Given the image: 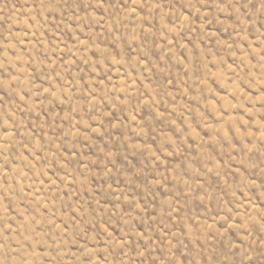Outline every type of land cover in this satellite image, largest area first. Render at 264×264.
Returning <instances> with one entry per match:
<instances>
[{
  "label": "rangeland",
  "instance_id": "1",
  "mask_svg": "<svg viewBox=\"0 0 264 264\" xmlns=\"http://www.w3.org/2000/svg\"><path fill=\"white\" fill-rule=\"evenodd\" d=\"M264 264V0H0V264Z\"/></svg>",
  "mask_w": 264,
  "mask_h": 264
},
{
  "label": "snow or ice",
  "instance_id": "2",
  "mask_svg": "<svg viewBox=\"0 0 264 264\" xmlns=\"http://www.w3.org/2000/svg\"><path fill=\"white\" fill-rule=\"evenodd\" d=\"M89 264H90V262H89Z\"/></svg>",
  "mask_w": 264,
  "mask_h": 264
}]
</instances>
